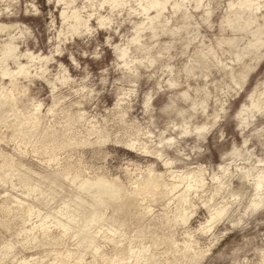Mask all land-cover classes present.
<instances>
[{
  "label": "rangeland",
  "instance_id": "1",
  "mask_svg": "<svg viewBox=\"0 0 264 264\" xmlns=\"http://www.w3.org/2000/svg\"><path fill=\"white\" fill-rule=\"evenodd\" d=\"M0 264H264V0H0Z\"/></svg>",
  "mask_w": 264,
  "mask_h": 264
}]
</instances>
